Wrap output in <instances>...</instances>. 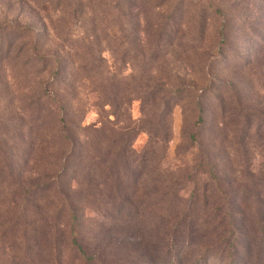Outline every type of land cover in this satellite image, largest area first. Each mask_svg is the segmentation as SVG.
<instances>
[{
    "label": "rangeland",
    "instance_id": "1",
    "mask_svg": "<svg viewBox=\"0 0 264 264\" xmlns=\"http://www.w3.org/2000/svg\"><path fill=\"white\" fill-rule=\"evenodd\" d=\"M0 264H264V0H0Z\"/></svg>",
    "mask_w": 264,
    "mask_h": 264
}]
</instances>
